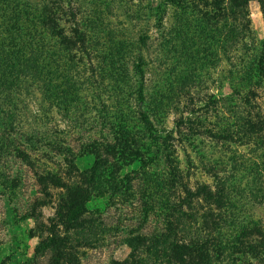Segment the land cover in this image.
Masks as SVG:
<instances>
[{"label":"rangeland","instance_id":"rangeland-1","mask_svg":"<svg viewBox=\"0 0 264 264\" xmlns=\"http://www.w3.org/2000/svg\"><path fill=\"white\" fill-rule=\"evenodd\" d=\"M14 2L33 20L49 3L73 46L47 39L48 74L7 69L0 57V264L51 263L35 248L66 193L50 181L39 185L37 176L86 188L92 144L114 156L106 154L97 180L102 194L86 204L85 217L98 226L95 243L73 251L74 264L126 259L125 240L160 233L166 200L184 198L181 186L200 193L189 208L198 215L212 207L221 182L236 229L264 225V132L257 126L264 75L256 68L264 15L257 0ZM1 26L2 0L0 51Z\"/></svg>","mask_w":264,"mask_h":264},{"label":"trees","instance_id":"trees-1","mask_svg":"<svg viewBox=\"0 0 264 264\" xmlns=\"http://www.w3.org/2000/svg\"><path fill=\"white\" fill-rule=\"evenodd\" d=\"M257 1L264 15V0ZM48 5L49 3L41 5L37 12L40 16L33 20L27 19L28 13L22 5L14 0H2L1 27L4 31L0 57L7 69L11 65V69L32 72L35 68L38 73L42 71L48 74L53 53L47 39H60L64 50L73 46V43L63 38L62 20L54 19L48 14ZM71 34L76 39L79 37V31L73 30ZM256 68L258 73L264 75V43ZM137 70L140 72V69ZM44 89L49 92L45 85ZM139 98L142 99L140 88ZM141 120L142 124H149L143 114ZM247 125L252 126L250 122ZM257 126L260 127L259 131L264 132L262 117L259 118ZM250 134H253V131L248 130L244 137L248 138ZM262 136L264 138V135ZM92 145L89 152L95 156V162L85 173L86 188L68 187L56 176L36 175L39 185L45 186L47 181H50L54 188H60L66 193V200L58 206L56 221L50 222L52 231L35 248L36 253L50 256V264H74L76 259L73 251L80 246L89 248L95 243L93 238L97 236L98 226L85 217L88 214L86 204L92 195L102 194L97 180L99 181L102 169L106 168L109 160L106 154L112 157L114 154L112 149H107L104 153L98 145ZM138 152L137 149L132 150L129 156L135 158L139 155ZM176 173H180L177 167L172 168L169 173L174 184L177 180ZM181 187L184 198L178 197L177 202L170 201L169 198L166 200L162 209L166 211V216L160 233L129 237L125 240L130 250L129 256L120 262L112 261L111 264H237L242 258L253 260L254 264H264V225L253 223L236 229L228 211L229 205L226 206L221 182L216 191L218 197L213 201L212 207L203 208L200 214L197 212L198 215L191 211L192 209L189 211V208L200 193H190L185 186ZM202 192L208 195L207 200L213 198L210 191ZM197 216H200V223H197Z\"/></svg>","mask_w":264,"mask_h":264}]
</instances>
